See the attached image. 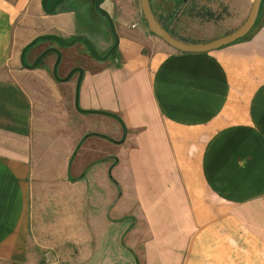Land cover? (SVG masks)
Returning a JSON list of instances; mask_svg holds the SVG:
<instances>
[{
    "label": "crops",
    "instance_id": "0c3cea01",
    "mask_svg": "<svg viewBox=\"0 0 264 264\" xmlns=\"http://www.w3.org/2000/svg\"><path fill=\"white\" fill-rule=\"evenodd\" d=\"M153 5L187 40L239 23L203 17L196 0ZM136 9L115 0L117 46L102 60L83 53L71 100L73 83L31 77L19 52L33 35L87 25L64 5L0 0V264H264V19L247 38L191 52L142 28ZM216 21L227 23L205 30ZM80 112L117 128L79 137Z\"/></svg>",
    "mask_w": 264,
    "mask_h": 264
},
{
    "label": "rangeland",
    "instance_id": "374dc122",
    "mask_svg": "<svg viewBox=\"0 0 264 264\" xmlns=\"http://www.w3.org/2000/svg\"><path fill=\"white\" fill-rule=\"evenodd\" d=\"M133 1H134L135 6L138 8L139 7L138 6V0H133ZM150 1L152 3V0H150ZM222 1L224 2V0H196V2L198 3V5H197L198 8L196 7V10L203 17L204 16H209V15H210V17H213L214 15H220L224 19L228 18L229 19L228 24L235 23L237 21H239V23L242 22V20L246 16L247 12H246V14L244 16L240 15L241 11H239V7L241 5H239V3H240L239 0H228L230 2V5H228L229 10L227 9L226 5H223ZM250 1H249V5H250ZM61 2H62L61 4L66 5V7H70V8L74 9L75 17H77V20H78L79 23L80 22L81 23L84 22V24L87 25V28H86L85 32L82 35H84L91 42V44L93 45V48L95 49V51L98 52L97 46L95 48V44H94L95 41H100V39H104L105 35H109V33H108L109 31L106 29V25H107L106 24L107 21L105 22V20H106L105 18L106 17L104 18L100 13H98V10L94 7V4H92L93 5L92 6L90 4L89 0H88V2H87V0H62ZM107 3H109V2H107ZM104 4H106V3H98L99 7H103V8H104V6H103ZM108 5L109 4H107V6ZM151 6H152V8H154L153 4H151ZM199 8L201 10H199ZM90 14H92V15H90ZM134 16L137 17L139 19V21L141 22L142 28H144V27L146 28L145 21L143 20L142 16L140 17L139 9H138V11L136 9ZM263 19H264V0H261V5L259 6V10H258V14H257V23L254 26V29L257 28V25ZM96 21H98V23H102L103 25L106 24V25H104L105 28H103V29L98 28L96 26ZM226 23L227 22L216 21V22H214V24H213L214 26L213 27L209 26V27L205 28V30H208V29L220 30L223 26L225 27ZM17 25H18V22H17ZM109 29H110V27H109ZM253 30H252V32H253ZM110 33H111V31H110ZM192 33H194V35L191 36V37H196L197 40L201 39L200 37H203V32L202 31H200V32H193L192 31ZM33 37H34V35L31 38H33ZM71 37H67L65 39H70ZM111 37H112V33H111ZM204 37H207V36L205 35ZM40 42H46V43L55 42L54 44L57 43L59 45V47H60V49H58L60 56H59V60H58V62L56 64V67H55V74H56L57 77H59V75H62V76L65 75L66 72L68 70H70L74 66L81 67L82 69L84 67H86L87 58L85 59V56L83 55V53L88 51V49L84 50L83 48H79L78 47L79 44H81V42H82L80 39L74 41L72 44H69V45L61 44V43H59L58 41H56V40H54L52 38L37 39L29 46V48H31L33 46H36ZM29 48H27V50L24 52V61L27 62V63H31L32 59H33V56L40 51V49H38V47L36 46V47L32 48V51L35 50L33 52V54H30V52L28 51ZM110 55H111V53L108 56H110ZM48 58L51 59V63L48 64L50 66L49 68H48L47 65L43 64L44 60H47ZM54 58H55V53L54 52L50 51V52L45 53L40 58V60L36 63L35 66H37V69L32 70L30 76L31 75H37V76H41V77L45 76V75L46 76H52L51 78L55 82H58L57 79H55V77H54V75L52 74V71H51L52 62L54 61ZM91 58L95 59L93 56H91ZM42 59H43V61H42ZM45 67H46V71H45V73H43L42 68H45ZM17 72H19V71H17ZM82 72H83V70H82ZM27 75H28L27 71H22L20 76L21 77H26ZM20 76H16V78L20 79V80H23L24 78H20ZM27 77H29V76H27ZM31 77H33V76H31ZM80 78H81V76H80ZM66 80H69L70 84L73 83V88H72V91H71V100H72L74 90H75L76 93H77V90H78V83L79 82L77 83L76 73L72 72L65 79V81ZM71 80H73V81H71ZM52 104L54 105V103H52ZM54 107H55V105H54ZM79 119H80V128L78 129L79 137L82 136V134H83V133L81 134V132H80L82 129L86 130L85 132L91 131V130H102V131H106L107 133H110V134L112 133L113 134V132H114L113 130L115 128H117V124H118V123H116L117 122L116 120H115V122L113 121V123L109 124L107 122L108 121L107 119H105V123H103L102 121H99L100 119L98 118V115H94L93 113L80 112ZM116 119H119V117L116 116ZM75 130L77 131V129H74V131ZM76 135H77V132H75L73 134V136H76ZM120 135H121V133H119V134L118 133H114V135H113L114 137L111 136L112 137L111 146H112V149H113V153L116 154V155L119 154V149L120 148L117 147L118 145L114 142V140H118L120 138ZM64 136L66 137V135H64ZM97 136H99V135H97ZM74 142H75V140H74ZM76 142H75L76 143L75 147L71 148V151L76 149V145L78 144L79 140L76 141ZM107 142L109 143V140H107ZM114 154L112 155L111 162L115 161L114 160V158H115ZM88 167H90V166L89 165L85 166L83 172ZM113 177L114 176L112 175V180L114 182L115 180H114ZM116 191L117 192L119 191L118 185H116ZM52 258L53 259H51V261L49 259L46 260L45 264L46 263L47 264H58V263H61V260L59 259V256L58 257H52ZM41 262H43V260H41Z\"/></svg>",
    "mask_w": 264,
    "mask_h": 264
},
{
    "label": "water",
    "instance_id": "95a60500",
    "mask_svg": "<svg viewBox=\"0 0 264 264\" xmlns=\"http://www.w3.org/2000/svg\"><path fill=\"white\" fill-rule=\"evenodd\" d=\"M61 0H52L49 4H47V0H40V5L41 8L45 12H52L55 9V6L58 2ZM261 0H251L250 5L247 11V14L245 18L240 22L237 26L234 28L230 29L229 31L207 39V40H187L184 39L169 30L165 28V22L161 17L156 14L150 6L149 0H138L139 3V8L142 14V18L145 21L146 28L148 31L152 32L153 34L159 36L163 41H165L167 44H169L171 47L180 50V51H191V52H197V51H206L218 46H221L223 44H226L228 42H231L233 40H236L237 38L241 37L244 35L253 25L254 20L257 17L259 6H260ZM95 7L98 9L100 12L104 13V16L108 18L109 25L111 26V29L113 30V26L111 23V20L107 14V12L98 6L97 0H95ZM160 17V18H159ZM43 38H53L57 40L59 43L64 44V45H69L72 44L75 40L80 39L82 40L87 48L90 54H92L96 59H104L106 58L112 51H114L115 46L117 44L116 37L114 39V42L107 51L104 54H98L95 49L93 48V45L91 42L82 34H76L72 36L70 39H65L63 36L55 34V33H41L35 35L33 38H31L29 41H27L20 49L19 53V58L22 62V64L26 67H34L36 63L39 61V59L47 52H55V58L54 61L52 62V67L51 71L52 74L56 79L59 80H64L66 79L73 71L77 70V83L79 82L80 76L82 74V68L78 66L72 67L70 70L66 72L65 75L57 77L55 74V67L56 64L59 60V50L55 46H46L44 47L32 60L31 63H27L24 61V52L25 49L32 44L35 40L37 39H43ZM75 105H77L76 99H75ZM81 111H87V110H81ZM89 111V110H88ZM92 111V110H91ZM98 111V110H94Z\"/></svg>",
    "mask_w": 264,
    "mask_h": 264
},
{
    "label": "flooded vegetation",
    "instance_id": "af4514ba",
    "mask_svg": "<svg viewBox=\"0 0 264 264\" xmlns=\"http://www.w3.org/2000/svg\"><path fill=\"white\" fill-rule=\"evenodd\" d=\"M52 0H47V4H49L50 2H51ZM62 1V0H61ZM58 2L57 4H56V6L55 7H58V6H63L64 4H61L62 2ZM167 1V0H166ZM175 1V0H174ZM181 1H184V2H186V1H188V0H176V2H181ZM87 2H88V0H87ZM89 2H90V4L92 5V4H94L95 3V0H89ZM107 2H109V3H107ZM98 3H106V4H104L103 6H104V8L103 7H101V8H103L106 12H107V14H108V16H109V18H110V20H111V23H112V26H113V30L111 29V26L109 25V22H108V18L106 17L105 18V16H104V13L103 12H100L98 9V13H100L106 20H105V22H106V24H104V25H106V29L109 31L108 33H109V35H105L106 37H104V39H100V41H95V48H96V46H97V50H98V54H104L106 51H107V49L109 48V46H111L112 44H113V42H114V39H115V37H116V41H117V33H116V31H115V22H114V19H113V16H112V14H113V7H114V5H115V0H97V4ZM149 3H150V6H151V4H153V0H152V3H151V1L149 0ZM107 4H109L108 6H107ZM64 6H66V5H64ZM93 6V5H92ZM99 6V5H98ZM138 6H139V3H138ZM94 7H95V4H94ZM96 8V7H95ZM71 9H73V8H71ZM138 9H139V12H140V17L142 16L141 15V11H140V8L138 7ZM151 9L156 13V11L154 10V8H152V6H151ZM74 10V9H73ZM157 14V13H156ZM160 18V17H159ZM162 19V18H161ZM164 22H165V20H163ZM96 23L100 26V24H102V23H98V21H96ZM104 25H102V27L103 28H105V26ZM97 26V25H96ZM109 27H110V29H109ZM165 28L167 29V30H169L170 32H172V33H174V28H172V27H169V25H168V23L167 22H165ZM110 31H111V33H112V37H111V33H110ZM76 35V34H75ZM74 36V35H73ZM108 38V42H107V44H105L104 45V43H103V46L101 45L102 44V42H104V40L105 39H107ZM53 39V38H52ZM55 40V39H54ZM78 40V39H77ZM57 41V40H56ZM76 41V40H75ZM82 41V40H81ZM57 44V43H56ZM81 44L83 45V47H85V49H88L87 48V46H86V44L82 41L81 42ZM31 45V44H30ZM29 45V46H30ZM58 45V44H57ZM57 45H49V46H57ZM29 46L27 47V48H29ZM116 46H117V44H116ZM116 46H115V48H116ZM27 48L25 49V51L27 50ZM100 50V51H99ZM115 50V49H114ZM113 52V51H112ZM39 53V52H38ZM37 53V54H38ZM55 53V52H54ZM37 54H35L34 56H33V59L35 58V56L37 55ZM91 56H93L92 54H91ZM94 57V56H93ZM108 57V56H107ZM95 58V57H94ZM32 59V60H33ZM105 59V58H104ZM40 60V59H39ZM99 60H102V59H99ZM73 72H75L76 73V76H77V74H78V71L77 70H75V71H73Z\"/></svg>",
    "mask_w": 264,
    "mask_h": 264
},
{
    "label": "trees",
    "instance_id": "16d2710c",
    "mask_svg": "<svg viewBox=\"0 0 264 264\" xmlns=\"http://www.w3.org/2000/svg\"><path fill=\"white\" fill-rule=\"evenodd\" d=\"M260 5H261V2H260ZM256 23H257V17H256V19L254 20V23H253V25L251 26V28L244 34V35H242L241 37H239V38H237V39H244V38H247L251 33H252V30L254 29V26L256 25ZM87 134H90V133H85V134H83V136H85V135H87ZM82 136V137H83Z\"/></svg>",
    "mask_w": 264,
    "mask_h": 264
}]
</instances>
